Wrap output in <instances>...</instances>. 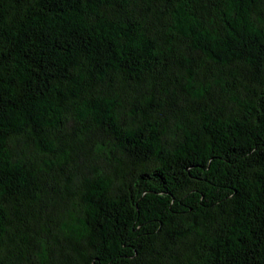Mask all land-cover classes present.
Wrapping results in <instances>:
<instances>
[{"label":"trees","instance_id":"1","mask_svg":"<svg viewBox=\"0 0 264 264\" xmlns=\"http://www.w3.org/2000/svg\"><path fill=\"white\" fill-rule=\"evenodd\" d=\"M0 264H264V0H0Z\"/></svg>","mask_w":264,"mask_h":264}]
</instances>
